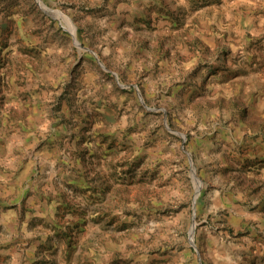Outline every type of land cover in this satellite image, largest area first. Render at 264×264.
Listing matches in <instances>:
<instances>
[{"label": "rangeland", "instance_id": "374dc122", "mask_svg": "<svg viewBox=\"0 0 264 264\" xmlns=\"http://www.w3.org/2000/svg\"><path fill=\"white\" fill-rule=\"evenodd\" d=\"M40 1L0 0V264H264V0Z\"/></svg>", "mask_w": 264, "mask_h": 264}, {"label": "water", "instance_id": "95a60500", "mask_svg": "<svg viewBox=\"0 0 264 264\" xmlns=\"http://www.w3.org/2000/svg\"><path fill=\"white\" fill-rule=\"evenodd\" d=\"M40 6L45 10V11H49V12H52V13H55L54 11L50 10L47 6H45L40 0H38ZM59 13V12H57ZM103 65V64H101ZM194 227L192 228V231H191V236H192V241L194 242Z\"/></svg>", "mask_w": 264, "mask_h": 264}, {"label": "bare ground", "instance_id": "6f19581e", "mask_svg": "<svg viewBox=\"0 0 264 264\" xmlns=\"http://www.w3.org/2000/svg\"><path fill=\"white\" fill-rule=\"evenodd\" d=\"M62 15V14H61ZM69 22H70V20H69V18L68 17H66V16H64ZM197 180V179H196ZM198 181V180H197Z\"/></svg>", "mask_w": 264, "mask_h": 264}]
</instances>
